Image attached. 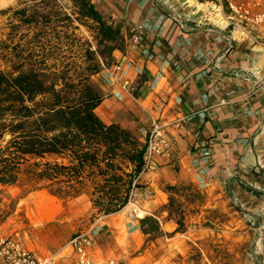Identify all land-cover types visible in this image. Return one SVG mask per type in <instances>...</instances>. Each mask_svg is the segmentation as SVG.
Instances as JSON below:
<instances>
[{"label":"crops","instance_id":"crops-1","mask_svg":"<svg viewBox=\"0 0 264 264\" xmlns=\"http://www.w3.org/2000/svg\"><path fill=\"white\" fill-rule=\"evenodd\" d=\"M211 1L228 25L227 4ZM93 2L105 19L121 28L126 49L115 50L114 60L132 62L128 75L137 86L135 94H129L102 71L97 80L105 98L96 108L97 114L107 124L118 123L131 130L144 143L151 117H158L170 124L173 141L171 152L157 157L158 167L144 172L139 179L142 186L135 190L139 197H146L141 205H148L144 212L159 221V230L145 233L141 217L133 221L138 223L133 234L152 238L167 235V227L177 229L165 207L171 196L168 185H188L208 194L229 189L243 178L255 189L259 182L264 185V25L252 31L261 37L256 42L237 27L215 23L209 15L182 18L163 10L154 0ZM134 34L141 37L136 47L130 42ZM134 65L143 73L138 74ZM185 114L192 118L175 123ZM208 153L211 161L206 159ZM6 186L11 185H0ZM59 214L45 219V230L57 224ZM54 233L44 241L45 247L25 237L23 244L36 246L30 249L39 253L57 251L68 238L60 231Z\"/></svg>","mask_w":264,"mask_h":264},{"label":"trees","instance_id":"trees-1","mask_svg":"<svg viewBox=\"0 0 264 264\" xmlns=\"http://www.w3.org/2000/svg\"><path fill=\"white\" fill-rule=\"evenodd\" d=\"M72 1L76 17L64 15L69 24L26 25L34 32L25 45L17 40L21 25H12L9 38L0 39V185L45 189L65 200L87 195L98 213L111 214L126 207L142 186L146 144L96 112L105 98L97 75L114 61L115 50L126 49L121 28L92 0ZM74 20L93 39L79 36ZM189 188L166 187L171 196L165 207L177 231L186 225L176 195ZM141 222L145 233L159 230L151 216Z\"/></svg>","mask_w":264,"mask_h":264},{"label":"rangeland","instance_id":"rangeland-1","mask_svg":"<svg viewBox=\"0 0 264 264\" xmlns=\"http://www.w3.org/2000/svg\"><path fill=\"white\" fill-rule=\"evenodd\" d=\"M154 1L163 10L174 11L182 18L209 15L217 23L216 14L221 13L211 0ZM199 3L206 4V7L200 8ZM21 10L24 13L19 12ZM73 10L72 0H10L0 3V39L9 38L12 25H21L16 35L17 40L25 45L34 32L26 25H67L69 21L64 15L74 19ZM29 19L35 21L27 24ZM72 25L79 26L76 30L79 36L93 39L91 31L78 20ZM241 180L232 183L229 189H219L211 194L195 188L183 189L177 199L185 213L186 230L172 231V227H167V235L152 238H139L133 234L138 224L133 221L147 215L144 210H148V205H141L146 197L134 194L128 203L132 204V209L124 207L118 214L108 216L98 213L87 196L65 200L51 196L45 189L29 192L20 184L0 187V237L19 233L24 244L23 237L28 242H41V247L55 231L64 234L68 244L80 232L91 230L93 235L101 230L96 233L98 241H92L91 248L102 263L114 259L115 264H264V185L259 182L257 192H252L247 180ZM196 191L200 195L193 196ZM58 213L57 224L45 230V219H54ZM174 213L179 217L181 212L178 209ZM55 226L59 228L53 231ZM71 250L69 247L67 253Z\"/></svg>","mask_w":264,"mask_h":264},{"label":"built area","instance_id":"built-area-1","mask_svg":"<svg viewBox=\"0 0 264 264\" xmlns=\"http://www.w3.org/2000/svg\"><path fill=\"white\" fill-rule=\"evenodd\" d=\"M221 4L226 3L230 15L228 25L239 28L244 34L253 37L256 42L261 37L252 33L254 29L264 25V0H215ZM175 20H178L175 18ZM141 37L134 34L130 38L131 44L136 47ZM132 62L116 60L112 65L104 66V75L114 84H118L129 94L134 95L137 86L131 81L128 75ZM138 74H142V68L137 67ZM192 118L191 114L178 117L175 123L182 124ZM151 126L145 131L146 152L144 155V168L139 177L147 171H153L158 167L157 157L169 154L172 149L173 141L169 134V123L162 121L158 117H151ZM211 161V154L206 156ZM91 230L76 234L68 244L57 251L39 253L34 249L27 248L19 236V233L0 237V264H115L114 259L105 260L104 263L97 260L91 248ZM72 247L71 252L67 249Z\"/></svg>","mask_w":264,"mask_h":264},{"label":"bare ground","instance_id":"bare-ground-1","mask_svg":"<svg viewBox=\"0 0 264 264\" xmlns=\"http://www.w3.org/2000/svg\"><path fill=\"white\" fill-rule=\"evenodd\" d=\"M7 1H10V0H0V3H4V2H7ZM198 5H199L200 8H205V7H206V4H203V3H199ZM200 8H199V9H200ZM218 10H219V9L216 8V11H218ZM216 17H217V20H216L217 23H219V24L222 25V26L227 25L226 20H224V17L221 16V13H219V11H218V13L216 14ZM125 208L128 209V210H130V209L133 208V206H132V204L130 203V204H128Z\"/></svg>","mask_w":264,"mask_h":264}]
</instances>
